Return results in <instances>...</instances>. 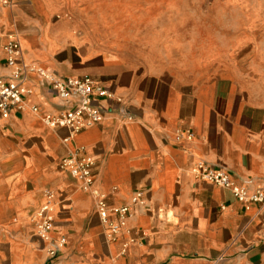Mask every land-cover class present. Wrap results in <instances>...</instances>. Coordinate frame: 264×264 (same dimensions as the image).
Returning <instances> with one entry per match:
<instances>
[{"label": "crops", "instance_id": "1", "mask_svg": "<svg viewBox=\"0 0 264 264\" xmlns=\"http://www.w3.org/2000/svg\"><path fill=\"white\" fill-rule=\"evenodd\" d=\"M8 1L0 78L11 73L4 46L15 38L24 63L62 79L91 77L121 101L95 98L105 120L71 136L42 116L74 104L30 75L25 110L0 116V264H264V206L192 172L204 162L249 192L264 190V22L239 44L234 71L228 58L208 57V24L197 35L192 9L149 24L140 17L166 10L150 0ZM187 131L193 140L177 136ZM73 152L92 158L93 188L109 208L145 192L147 205L125 218L114 242L96 197L59 169ZM47 190L57 196L52 238L67 240L54 261L53 244L36 233Z\"/></svg>", "mask_w": 264, "mask_h": 264}, {"label": "built area", "instance_id": "2", "mask_svg": "<svg viewBox=\"0 0 264 264\" xmlns=\"http://www.w3.org/2000/svg\"><path fill=\"white\" fill-rule=\"evenodd\" d=\"M8 4V0H0V6ZM22 48L20 42L15 38H10L4 46L6 62L11 69V73L7 78H0V116L2 119L11 117L13 111L25 110L27 97L31 94V90L28 87V80L31 74H35L48 82L64 105L74 104L73 107L57 114L45 113L42 116V120L46 125L54 128H67L71 136L99 125L105 120L102 108L95 104V98L121 101L112 90L96 82L91 77L62 79L40 65L24 63L22 60ZM30 110L33 113L40 111L36 105H31ZM183 135L187 140H193L194 138V133L191 131H187V133L179 132L177 136L182 137ZM79 154L78 152H73L62 159L59 169L80 181L84 191H90L96 197L97 214L101 222L107 225L106 236L108 241L114 242L122 226L125 225V218L136 208H142L147 205L145 192H134L130 205L109 208L110 206L107 205L105 197L93 188L95 164L92 158ZM192 172L199 181L229 190L240 203L264 206L263 189L249 192L232 179L226 171L212 168L206 163L200 162L192 168ZM45 197V205L41 207L36 215V233L40 239L53 244V247L48 252L50 261H54L59 258L61 248L65 246L67 240L65 238L58 241L53 240L52 232L56 223L54 206L57 196L54 191L47 190ZM111 216L117 217L118 221L112 222L110 220Z\"/></svg>", "mask_w": 264, "mask_h": 264}, {"label": "rangeland", "instance_id": "3", "mask_svg": "<svg viewBox=\"0 0 264 264\" xmlns=\"http://www.w3.org/2000/svg\"><path fill=\"white\" fill-rule=\"evenodd\" d=\"M150 7H163L166 10L163 15L140 17L147 18L149 24L172 18L166 15L170 13L167 10L171 11L172 8L179 9L180 13L195 10L196 34L204 33L205 24H208V57L228 58L229 66L234 71L240 68L237 57L243 49L239 48V44L254 34L253 24L264 22V0H150ZM180 18L187 16L181 15Z\"/></svg>", "mask_w": 264, "mask_h": 264}]
</instances>
